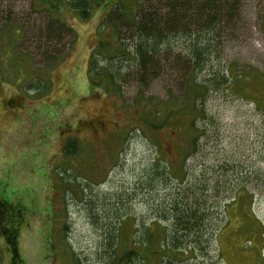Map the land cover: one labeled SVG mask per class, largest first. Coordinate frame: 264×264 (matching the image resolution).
<instances>
[{"label":"rangeland","instance_id":"obj_1","mask_svg":"<svg viewBox=\"0 0 264 264\" xmlns=\"http://www.w3.org/2000/svg\"><path fill=\"white\" fill-rule=\"evenodd\" d=\"M123 1L121 10L96 9L86 22L65 15L69 31L45 51L31 34L17 46V38L4 30L10 26L2 27L24 23L40 31L47 15L33 13L31 0H0V196L29 210L18 264H107L101 228L120 223L122 230L135 232L136 242L138 228L148 229L157 239L145 251L160 252L154 216L177 184L150 177L151 166L158 160L161 167L178 162L180 168L185 149L201 133L190 131L189 121L177 133L149 127L150 106L165 108L188 74L171 72L160 61L156 79L142 86L132 50L135 37L130 39L134 29L130 23L124 28V22L143 9L161 10L164 1ZM239 1V19L218 27L220 57L212 56L197 76L202 82L230 70L233 84L204 100L205 119L197 123L204 130L200 150L184 166V186L205 183L216 213L228 205L211 220L219 230L217 240L183 257L182 264H264V0ZM120 45L128 49L126 56L110 61ZM94 61L98 71L122 76L119 88L110 87L106 77L100 86L91 84ZM72 140L79 149L65 154ZM115 208L121 220L113 216ZM3 224L13 228L14 219L6 216ZM170 224L163 223L171 230ZM0 246L3 264H12L2 241ZM161 262L156 254L146 263L127 264Z\"/></svg>","mask_w":264,"mask_h":264},{"label":"trees","instance_id":"obj_2","mask_svg":"<svg viewBox=\"0 0 264 264\" xmlns=\"http://www.w3.org/2000/svg\"><path fill=\"white\" fill-rule=\"evenodd\" d=\"M163 1L161 10L147 12L143 9V14L136 16L135 20L126 17L128 22H124L126 23L124 28H128L132 24L129 29H134L130 39L135 37L136 42L132 46V50L138 67V80L142 86H148L151 80L156 79L160 73V61L165 63L171 72L178 69L182 70V73L188 74L184 88H180V93L176 95H169V103L166 104L165 108H157L153 104L150 106L148 114H151L152 117L149 127L158 133H177L180 127L183 129L186 122L189 121L188 126L190 128H187L195 133H201V135L197 134L190 141L191 143L185 149L180 168L178 162H165V165L161 167L160 163L157 162L158 160L151 166L150 177H154L161 183L171 181V184H177L172 189L167 187L171 189L173 194L168 197L166 202L162 203L160 211L154 216V226L158 227L161 240H159L158 245L160 254L155 251H145L147 247L153 244V240L157 239L156 235H153L148 229L143 230L139 227L136 231L140 233L139 242L133 241L135 232L129 234L128 231L122 230L120 228L122 224L119 222L120 224L113 227L108 225L101 228L104 233L102 243L104 248L108 250L105 252L107 257L104 258V262L107 261V264H127L135 261L146 263L156 254L162 260L161 264H182L185 263L183 257L195 256L197 251L206 249L208 244L215 242L218 238L219 230L216 229L217 225H211V220L218 217L219 211L216 213L215 205H209L208 190L205 183L190 187L184 186L188 177V172L184 170V166H186V158L200 150L201 145L199 143L200 138L204 135L202 132L204 130L200 131L197 123L205 119L204 100L209 93L218 91L222 86L229 91L233 84L230 70L219 71L220 74L213 73L212 77L208 80L204 79L202 82H198L197 76L202 75L207 70V65L211 62L212 56L220 57V39L222 38L220 32L217 33L218 27L224 23H234L239 19L240 1ZM123 3V0H31L30 8L33 13L47 15L48 23L44 28L40 31L35 29L33 32V30H28L27 24L9 25L6 24L7 22L3 24L2 28L4 29V25L10 26L4 30L12 32L13 37L17 38V46L24 44V41L31 34L32 40L38 41L42 49L44 48L43 50L46 51V48H49L50 51L54 44L61 42V35L65 31H69L64 19L65 15L70 14L80 21L86 22L92 17L96 9L112 6L121 10L125 5ZM1 15H4V11ZM9 15H12L11 10ZM2 40L3 38L0 39V41ZM7 44L12 46L10 42ZM116 50L118 53L115 55L118 56L113 55L110 57L112 59L109 58L112 62L117 58L126 56L128 49H124L120 45ZM107 52L112 53L113 51L107 48ZM57 57L54 56L53 60L56 61ZM172 61L177 65L172 66ZM96 70L94 61L89 72L91 84L100 86L106 77L110 87L119 88L118 82L121 81L122 76L118 72L115 73V71L106 69L103 70V73ZM173 121L177 122L176 129L173 128ZM78 149L77 142L72 140L66 145L64 152L68 155L75 154ZM227 205V203L224 204L222 210L219 205L220 214L225 212ZM118 208H115L112 214L121 220L118 218L120 215ZM94 214L96 215V210L92 209L91 215L93 217ZM6 216L14 219L13 228L3 224ZM28 216L29 210L26 207L15 205L11 198L0 196V241L11 254L12 264H18L20 259L17 249L22 227L27 223ZM162 222L171 223V230ZM51 235V231H48L46 237L48 243L52 245ZM2 251L0 246V264L4 263Z\"/></svg>","mask_w":264,"mask_h":264}]
</instances>
